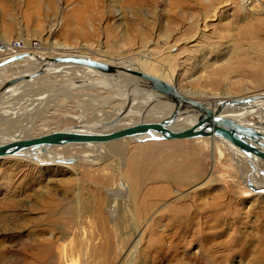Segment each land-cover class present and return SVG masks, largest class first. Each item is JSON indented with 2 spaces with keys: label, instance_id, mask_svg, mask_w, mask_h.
Returning a JSON list of instances; mask_svg holds the SVG:
<instances>
[{
  "label": "rangeland",
  "instance_id": "1",
  "mask_svg": "<svg viewBox=\"0 0 264 264\" xmlns=\"http://www.w3.org/2000/svg\"><path fill=\"white\" fill-rule=\"evenodd\" d=\"M255 1L0 0V40L47 51L64 44L109 63L145 55L181 92L204 93L189 94L193 100L234 99L264 94V0ZM59 85L32 83L14 96L7 111L18 114L10 121L2 114L0 141L64 130L80 113L93 119L122 105L111 109L98 97L83 103L98 91L109 100L115 85L74 91L80 99L70 95L73 103ZM52 95L44 116L31 118L28 100ZM115 145L122 155L110 153L99 165L0 159V264H200L206 256L209 264H264V193L248 187L246 162L237 167L208 140Z\"/></svg>",
  "mask_w": 264,
  "mask_h": 264
},
{
  "label": "bare ground",
  "instance_id": "2",
  "mask_svg": "<svg viewBox=\"0 0 264 264\" xmlns=\"http://www.w3.org/2000/svg\"><path fill=\"white\" fill-rule=\"evenodd\" d=\"M238 1L240 2V0ZM254 1L255 0H251L249 1V3H246V5L247 4L250 5ZM255 2H257V0ZM241 3L243 2L241 1L240 4ZM241 6L243 5L241 4ZM21 41L23 43L22 51H19V50L9 51L7 52V54H5L6 56L0 55V121L5 120L3 119V115L6 117L8 116L6 120L10 121V118H13V116L18 114L17 112L7 111V109L10 108L9 101L14 96H18L23 92L25 93V91L28 89L26 87H30L32 83L36 84L40 88V87H45L48 85L50 86L54 84V81L55 82L58 81V83L60 84L59 87L63 88L62 91L64 90L62 94L63 96L69 95L68 96L69 98L71 95L72 97L70 98L76 97L78 99H80L79 98L80 95L76 94V92L74 91L81 90L83 91L84 94L86 93L88 95L86 91L91 88H95V90L97 91L99 90V88L104 89L105 86L109 87L110 85L112 86L115 85L114 87H118V88H116L117 90L115 88L111 89L114 97L112 98L110 97L109 100L107 99V97L103 99V97L105 96L104 95L102 96L100 91H98L97 93H95L96 95H93V96L90 95L92 96V98L91 97L84 98L85 100L83 101V103L86 104L88 100L92 101V100H95L94 97H98L102 102L104 101L103 103L106 106L110 107L112 103L114 104L117 102H120L122 105L121 106L119 105L120 106L119 109L118 107L117 109L113 108L114 109V111H112L114 112L113 115L112 114H106V115L101 114L102 115L101 116L99 115V113L98 114L96 113L93 119H90L84 113L83 114L80 113V115L78 116L76 125H73L70 128H67L64 130L50 131L49 133L39 134L33 137L19 136L18 138L16 137L17 139L16 138L15 139H2L0 141V145L9 143L12 141L34 139V138L45 136L47 134L55 133V132H73V133H81V134L107 133V132H110V131H113V130H116L122 127L133 125L137 122H144V123L145 122H158L161 119L167 117L169 113L171 112L172 105L163 103V102L161 103L158 102L159 96H157L154 93L144 90L142 88L144 82H142L141 80L137 78L127 77L124 74H122V76L119 75L117 77H111L110 75H104L88 67H82V66L71 65V64H63V63L56 64L51 61L52 58H55L53 57L55 53L57 57H61V58H65V57L82 58V59L88 58L93 61H98L90 56L76 54L75 52H73V48L70 46L56 43L52 45L55 48L51 46V48L47 51L44 49L40 50L38 49V47H31V42L29 44V42L26 40H21ZM0 42H6V41L0 40ZM0 47L2 46L0 45ZM1 49L3 51L8 50V48L5 46H3V48H0V50ZM144 56H141L139 58L138 60L139 62H133V61H128V60L118 61V62L114 61L113 63H109L107 61H98V62L104 63L106 65H111V66H120L123 68H129L133 71H139L146 75L153 76L161 81L166 82L167 84L172 85L174 89L180 95L186 98H189L188 97L189 94H194L197 96L204 95L203 92H200L197 90L196 92H193V93L183 92V91L181 92L173 84L166 81L165 75L163 73L159 74L155 72L152 68H150L151 63L154 62V58L152 59V58L144 57ZM12 57H18V58L13 61H8V59ZM9 71H10V75H8ZM10 81H13V83H10ZM125 83L127 85L128 84L130 85H128L125 90L122 89V87L119 88L121 84H125ZM20 85H25V88L24 87L17 88ZM96 87H99V88L96 89ZM43 96L33 98L35 99L34 101L30 99L28 100L30 101L29 105H31V108H29L28 110V112L31 111L29 112V114L31 115V118L34 117V114L36 113H38V117L44 116V113H41L43 106L44 105L50 106L49 103L54 102V100H56L54 95H52L51 99H49V97L43 98ZM255 97H258V98H255ZM259 97H262V98H259ZM70 98H69V101L73 103L74 100H70ZM239 98H250L251 100L243 108L221 111L219 112V115L227 114L223 116L231 117L237 124L246 126V127L247 126L252 127L256 131L264 135V120H263L264 119V94H260V95L253 94L250 96L248 95V96L239 97ZM230 99L231 98L221 97L214 102H202V101H199V102L212 105L215 102H221V101L230 100ZM234 99H238V98H234ZM78 106L82 108L83 104L82 106L81 104ZM25 114L29 116V114L27 113ZM120 115H122V117L119 120H117L114 124L109 125L110 122H113ZM247 117H254L255 119L247 118ZM246 118L249 120L247 121ZM196 119H197L196 113H194L191 110L185 111L182 114L177 116V118L174 120L171 126H169V129L170 130L186 129L190 127L191 125H193L196 122ZM125 120H127V122H124ZM26 124H25V127H28L29 125H26ZM124 140L127 142L134 143L130 139H120L117 141L107 142L103 144L87 142V143H69V144H64V145H49V146L38 147L32 151L26 150V151L19 153L16 156H7L3 158H19V159H23L28 162L34 163L41 167L54 166V165H60L62 167L68 166V165L75 166L81 163H86L90 165H99L101 163L100 159L103 157H106L107 155H110V153L116 156L122 155V152H119V148L117 147V145H115V143H119V142L121 143V141H124ZM190 140H208L212 144L219 143L223 145L227 149V151L232 155L233 160L235 161V164L237 167H241V166L245 167L244 166L245 162L249 166L250 176L248 175L246 177L247 179L246 182L248 185H250L251 190L254 192L264 190V172L262 169H258L256 166L258 161H260L259 159L253 156H251L250 158L245 157L243 153H241L237 148H235L233 145H231L230 143H228L227 141L221 138L206 136V137L194 138ZM169 141H176V140H169ZM149 142H160V141H146L143 143H134V144H145ZM70 146L76 148L77 150L84 149L86 153H83V154L75 153L74 155L67 157V156H64V154H59L58 152L52 151V149H61V148L63 149L65 147H70ZM213 147L215 146L213 145ZM213 147H212L213 151H211V155H214V152H215ZM117 152L119 153L117 154ZM218 154L219 156H222L223 152L219 151ZM3 158H0V159H3ZM213 158L214 157L211 156L212 161H213ZM245 169L247 171L248 168H245ZM247 173L249 172L247 171ZM256 173L259 174V176L262 178L261 181L263 182L261 181L258 182L256 179L253 180L252 177H254ZM139 184H140L139 182H136V185H139ZM256 193H260V192H256ZM111 204H109L108 209H107V212H109L110 214L114 212V205H111ZM137 243L138 242L135 239L133 247H132L133 249L136 247ZM201 259L202 260L200 261V264H209L210 261H212V258L210 256L202 257Z\"/></svg>",
  "mask_w": 264,
  "mask_h": 264
},
{
  "label": "water",
  "instance_id": "3",
  "mask_svg": "<svg viewBox=\"0 0 264 264\" xmlns=\"http://www.w3.org/2000/svg\"><path fill=\"white\" fill-rule=\"evenodd\" d=\"M18 57H12L13 61ZM51 61L56 64H71L91 68L104 75L117 77L122 74L134 77L144 82L142 88L159 96L158 102L172 105L169 115L158 122H137L107 133L81 134L73 132H55L34 139L12 141L0 145V158L16 156L23 151H32L41 146L64 145L69 143H107L120 139H130L134 143L146 141H169L194 139L206 136L221 138L237 148L247 158L251 156L259 159L264 166V135L249 126L237 124L231 117L219 115L221 111L240 109L245 107L250 98L230 99L215 102L212 105L191 100L180 95L172 85L153 76L120 66H111L91 59L55 57ZM120 78V77H118ZM13 83V81H10ZM258 98V97H255ZM262 98V97H259ZM197 114L196 122L186 129L170 130L169 126L178 115L185 111ZM122 117L120 115L109 125ZM248 185V184H247ZM250 187V185H248ZM251 188V187H250ZM264 192V190L255 191Z\"/></svg>",
  "mask_w": 264,
  "mask_h": 264
},
{
  "label": "built area",
  "instance_id": "4",
  "mask_svg": "<svg viewBox=\"0 0 264 264\" xmlns=\"http://www.w3.org/2000/svg\"><path fill=\"white\" fill-rule=\"evenodd\" d=\"M241 1L243 2L241 4L246 5V3H249L251 0H240V2ZM0 45L2 46L0 48H3V46L8 48L7 51L0 50V55L2 56H6L5 54L9 51H22L23 48V43L20 39H11L9 42H0Z\"/></svg>",
  "mask_w": 264,
  "mask_h": 264
},
{
  "label": "crops",
  "instance_id": "5",
  "mask_svg": "<svg viewBox=\"0 0 264 264\" xmlns=\"http://www.w3.org/2000/svg\"><path fill=\"white\" fill-rule=\"evenodd\" d=\"M7 80H8V79H7ZM246 119H247V118H246ZM128 120H129V119H128ZM263 120H264V119H263ZM263 120H262V121H263ZM247 121H248V119H247Z\"/></svg>",
  "mask_w": 264,
  "mask_h": 264
}]
</instances>
